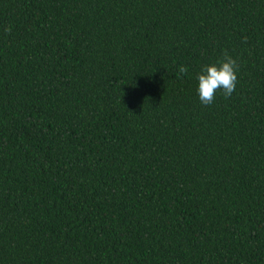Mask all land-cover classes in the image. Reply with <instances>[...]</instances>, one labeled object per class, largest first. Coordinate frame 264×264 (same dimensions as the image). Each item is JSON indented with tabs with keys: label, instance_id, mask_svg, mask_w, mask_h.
<instances>
[{
	"label": "trees",
	"instance_id": "16d2710c",
	"mask_svg": "<svg viewBox=\"0 0 264 264\" xmlns=\"http://www.w3.org/2000/svg\"><path fill=\"white\" fill-rule=\"evenodd\" d=\"M0 264H264V0H0Z\"/></svg>",
	"mask_w": 264,
	"mask_h": 264
},
{
	"label": "clouds",
	"instance_id": "9594fccd",
	"mask_svg": "<svg viewBox=\"0 0 264 264\" xmlns=\"http://www.w3.org/2000/svg\"><path fill=\"white\" fill-rule=\"evenodd\" d=\"M237 73V61L227 52L222 59L201 65L195 77L200 102L204 105L213 103L217 90H222L226 98L230 97L236 87Z\"/></svg>",
	"mask_w": 264,
	"mask_h": 264
}]
</instances>
